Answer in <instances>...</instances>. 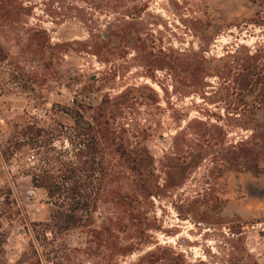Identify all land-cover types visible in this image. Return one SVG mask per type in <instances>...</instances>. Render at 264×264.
<instances>
[{
	"label": "rangeland",
	"instance_id": "obj_1",
	"mask_svg": "<svg viewBox=\"0 0 264 264\" xmlns=\"http://www.w3.org/2000/svg\"><path fill=\"white\" fill-rule=\"evenodd\" d=\"M3 6L11 18L5 21L0 13V47L8 56L0 64V148L18 126L71 125L59 111L74 102L95 107L125 88L147 87L160 109L155 117L160 126L146 143L154 159L170 151L183 128L185 139H194V155H203L180 189L151 201L153 243L186 264H237L232 251H245L262 264L264 173L228 170L225 155L250 135L241 130L244 120L264 121V102L254 105L256 92L247 98L235 90L237 74L225 81L212 74L221 71L222 57L245 60L257 50L264 56L261 0H0ZM124 13L129 16L126 42L106 43L101 36L114 32L107 24ZM30 162L21 156L0 160V190L10 191L31 223H43L49 215L43 194L22 175ZM212 167L217 171L209 179ZM2 229L6 263L25 264L22 230L16 223H3ZM87 240L73 232L54 250L59 253L65 245L78 251L72 264H102L80 253ZM151 249L141 247L116 264H137ZM42 260L56 263L52 254Z\"/></svg>",
	"mask_w": 264,
	"mask_h": 264
},
{
	"label": "trees",
	"instance_id": "obj_2",
	"mask_svg": "<svg viewBox=\"0 0 264 264\" xmlns=\"http://www.w3.org/2000/svg\"><path fill=\"white\" fill-rule=\"evenodd\" d=\"M0 13L5 21L10 20V9L0 7ZM128 20L124 13L120 20L108 23L107 28L114 32L101 38L106 43L113 39L126 42ZM226 58L222 57L221 71L212 73L213 76L225 81L237 74L232 82L235 90L247 98L256 92L250 101L254 105L264 102L261 51L247 54L245 60L229 57L225 62ZM7 60L0 47V64ZM193 76V71L188 73L189 79ZM159 111L157 95L151 89L133 86L115 96H105L95 107L74 102L70 109H60L70 119L69 126L15 127L0 148V160L9 163L16 156L31 159L22 175L29 179L33 189L43 194L49 215L46 222L31 223L10 191L0 190V264H7L4 251L7 232L2 229L3 223L7 226L16 223L26 237L27 245L20 256L25 264H43L42 259L48 254L56 260L53 264L74 263V253L78 251L61 245L64 248L57 253L54 246L63 236L77 231L88 237L86 247L80 251L83 257L102 264H116L147 246L152 249L137 264H186L182 256L153 243L155 221L149 219L153 214L151 201L180 189L194 175L203 155L201 151L194 155V139L186 140L183 128L181 133H175L170 151L156 161L146 143L153 128L160 126L155 121ZM144 116L148 121L141 123ZM249 124L253 125L244 127ZM244 125L241 130L250 135L229 147L226 166L228 170L243 167L252 175H261L264 121L244 120ZM216 171V167L210 168L207 177L213 179ZM232 252L234 263L261 264L245 251Z\"/></svg>",
	"mask_w": 264,
	"mask_h": 264
}]
</instances>
